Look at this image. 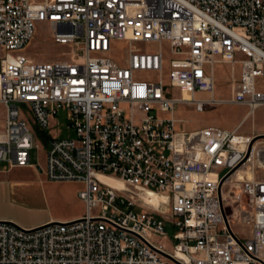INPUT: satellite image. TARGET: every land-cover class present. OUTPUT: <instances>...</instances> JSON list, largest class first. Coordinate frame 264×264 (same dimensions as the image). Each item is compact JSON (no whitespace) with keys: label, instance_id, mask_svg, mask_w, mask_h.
Segmentation results:
<instances>
[{"label":"built area","instance_id":"built-area-1","mask_svg":"<svg viewBox=\"0 0 264 264\" xmlns=\"http://www.w3.org/2000/svg\"><path fill=\"white\" fill-rule=\"evenodd\" d=\"M38 22L66 57L25 54ZM117 40L131 45L126 64L111 56ZM0 51V165L29 166L39 137L48 178L83 182L86 207L35 227L0 219V264H178L166 253L181 264H264L262 141L217 125L177 130L169 115L181 102L264 107V0H0ZM219 63L235 73L227 100L215 93ZM60 113L74 136L53 132ZM148 190L166 200L152 205ZM166 222L171 249L154 240Z\"/></svg>","mask_w":264,"mask_h":264},{"label":"rangeland","instance_id":"rangeland-1","mask_svg":"<svg viewBox=\"0 0 264 264\" xmlns=\"http://www.w3.org/2000/svg\"><path fill=\"white\" fill-rule=\"evenodd\" d=\"M54 33L50 29V26L44 22H38L36 24V31L33 39L29 45L23 50L25 54L34 61H52L58 58H64L69 51V47L66 45L58 44L53 39ZM164 54L166 58V64L171 57V51L167 42L163 43ZM144 50L157 51L161 48V44H145L142 47ZM131 45L123 40H117L114 43V48L111 52V56L121 64H126L128 61ZM1 54H4L0 51ZM237 76H239L240 67H237ZM142 77L157 78L156 73H142ZM215 76L217 80L216 96L222 99H229L232 95V82L235 78L233 68L228 63H220L215 65ZM166 90L173 97L181 96L180 91L172 88L168 84ZM186 97V94L183 93ZM197 97L207 98L210 97L205 93H198ZM248 112V108H247ZM246 113V107L233 104L229 102H223L220 104H207L204 111H199L191 103H177L173 110L170 111V116L177 118V130H192L199 129L207 125H218L228 129H238L240 132L247 134L257 135V140H261L264 145V107H259L253 113L247 115L248 118L244 120L242 124L238 123L244 119ZM57 120L52 121L53 132L60 133L63 136H74L73 130L67 128V119L64 114H59ZM6 120V108L0 103V133L5 130ZM57 121V123H56ZM242 126V127H241ZM35 131V127H34ZM38 138V146L31 150V161L37 164H43L47 158L44 152V143ZM31 165V164H30ZM97 212V209L94 210ZM238 230H242L238 228ZM166 236L160 240L159 237H155V241L164 242L166 246L170 248L174 243L173 234L175 228L170 222H166L165 226Z\"/></svg>","mask_w":264,"mask_h":264},{"label":"crops","instance_id":"crops-1","mask_svg":"<svg viewBox=\"0 0 264 264\" xmlns=\"http://www.w3.org/2000/svg\"><path fill=\"white\" fill-rule=\"evenodd\" d=\"M241 106L246 107V113L238 125L244 123L250 114L247 106ZM46 151L44 143L45 154ZM46 168V162L35 165L32 161L26 167L0 165V219L12 220L24 227H35L49 221L79 218L85 214V204L79 197L84 183L51 180Z\"/></svg>","mask_w":264,"mask_h":264},{"label":"bare ground","instance_id":"bare-ground-1","mask_svg":"<svg viewBox=\"0 0 264 264\" xmlns=\"http://www.w3.org/2000/svg\"><path fill=\"white\" fill-rule=\"evenodd\" d=\"M217 88V87H216ZM215 93H216V89H215ZM184 94H186V97H184V99H190V95L187 92H184ZM198 95V94H197ZM235 104V103H233ZM242 105V104H239ZM246 106V105H245ZM248 107V106H247ZM249 111L250 108L248 107ZM238 130V129H237ZM264 149V148H263ZM104 179H106L107 181H109L112 185L118 187V188H123L126 185L124 184V182L120 179L117 178H113V177H105ZM145 199L151 203L152 205L158 206L160 204L161 201L166 200V198L164 196H162L160 193H157L155 191L152 190H148L147 192H145L144 194Z\"/></svg>","mask_w":264,"mask_h":264},{"label":"water","instance_id":"water-1","mask_svg":"<svg viewBox=\"0 0 264 264\" xmlns=\"http://www.w3.org/2000/svg\"><path fill=\"white\" fill-rule=\"evenodd\" d=\"M166 255H167L169 258H171L172 260H174L176 263L181 264L180 262H178L177 260H175L170 254L166 253Z\"/></svg>","mask_w":264,"mask_h":264}]
</instances>
